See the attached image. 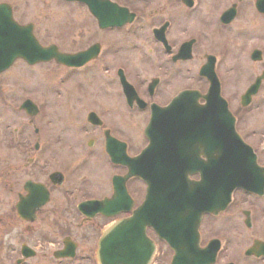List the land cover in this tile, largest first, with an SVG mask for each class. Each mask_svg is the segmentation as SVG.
<instances>
[{"label": "flooded vegetation", "instance_id": "obj_1", "mask_svg": "<svg viewBox=\"0 0 264 264\" xmlns=\"http://www.w3.org/2000/svg\"><path fill=\"white\" fill-rule=\"evenodd\" d=\"M61 1L84 7L98 30L113 37L107 36L75 51L66 50L56 39L46 41L35 21L21 20L23 0H0V47L7 44L6 39L18 40L20 24L31 25L43 45L55 46L71 56L87 51L85 57H89L84 62L77 58L76 65H64L55 58L30 64L18 58L10 68L0 72V79H4L2 74L8 73L18 61L29 69L50 62L60 66L50 75L41 95L36 99L27 95L21 100L18 110L23 121L13 127L20 129V163L5 166V157L0 160V209H4L0 212V264H100L97 254L107 228L134 215L143 203L147 185L136 177L127 181L131 169L125 163L126 147L121 142L127 144L128 154L136 156L149 144V139L144 137V143L133 149L131 141L120 134L121 121L107 119L88 103L86 107L92 109L85 115L79 114L80 121L70 123L73 129L70 137L69 129L58 138L46 131V125L58 119L48 108L57 93L63 91L61 88L66 85L69 95L75 97L68 111L60 105L64 114L69 111L72 114L79 98L92 100L87 99L89 92L82 88L96 83L98 75L109 80L112 77L114 94L124 101L128 113L146 115L140 130L150 123L152 109L157 106H169L185 90L206 93L211 80L220 83L238 136V141L233 140L235 134L231 133L226 142L231 149L243 152L239 155L243 166L240 184L224 209L204 212L198 227L186 225L178 228L181 233L173 234L164 226L162 232L179 241L177 249L182 253V264H264V120L259 118L256 127L248 128L244 117L264 105V0H210L212 4L218 1L219 6L213 17L216 24L210 30L198 20L209 0ZM248 8L251 15L246 13ZM139 33L149 35L164 59L158 63L160 67L136 81L131 65L120 57L128 50L138 49V42L121 43L119 36L130 38ZM250 35H255V42L247 56L260 68L255 69L254 77L237 97L239 104L235 108L230 91L233 80L223 68L233 54L231 40L247 39ZM183 77L198 85L180 84L179 78ZM126 81L135 90L129 89ZM74 87H78V93L69 92ZM250 91L252 94L248 96ZM27 99L34 104L25 106ZM109 108L113 110V106ZM185 110L184 104L178 106L177 111ZM183 118L181 115L180 120ZM216 119V114H210L209 127L198 125L197 130L188 124L189 129L181 135L178 155L193 160L196 170L189 165L179 174L188 172V177L197 181L207 170L214 172L212 161L216 152L210 144L216 141ZM5 128L11 129L12 125L6 123ZM96 131L98 135H94ZM244 145L250 146L251 152ZM89 167L105 168L106 176L100 172L91 175L87 172ZM125 185L133 203L127 211L120 212L126 203L121 205V200H115L119 198L118 189ZM206 188L205 198L216 195V186ZM185 198L190 199V195L183 196L179 209L189 204L184 203ZM107 199L114 200L113 204L107 203ZM194 213H198L197 209ZM12 220L20 225L13 226ZM44 225L55 227L53 235L41 234L40 226ZM13 227L20 230L18 240L10 234ZM146 235L156 246L151 264H171L177 253L175 246L151 226L146 228Z\"/></svg>", "mask_w": 264, "mask_h": 264}, {"label": "rangeland", "instance_id": "obj_2", "mask_svg": "<svg viewBox=\"0 0 264 264\" xmlns=\"http://www.w3.org/2000/svg\"><path fill=\"white\" fill-rule=\"evenodd\" d=\"M217 2L218 1L212 4V1H207L202 16L200 15L201 18L199 17L198 19L199 22L206 24L209 30L214 28L216 24L215 20L213 21V17H216L217 10L219 9ZM23 3L25 4H23L20 10L21 20L35 21L41 32L39 34H41L46 41L56 39L66 50L71 48L72 51H75L86 47L89 43L100 41L107 36L113 37V35L100 32L95 24V20L81 5L65 3L61 0H23ZM246 13L251 15V9L248 8ZM196 22L197 21H195V24ZM121 36L122 35L119 36L121 43L138 42V49L132 51L128 50L120 57L121 61H126L131 65L135 72L134 79L136 81L153 72L156 67L161 66L158 65V63L163 62L164 58L156 51L149 35L139 33L130 38ZM254 37L255 35H250V38L247 37V39L237 38L231 40L233 54L229 62H226L223 68V71H227L228 77L233 80L230 91L232 93V104L235 108L236 105L239 104H236L237 97L245 90L246 86L254 77L256 73L255 69L260 68L259 64L255 62L251 63L247 56L250 46L255 42ZM18 62L19 63L8 71V73L2 74L4 75V77L2 76L4 79H0L2 80L0 82V160L2 156L5 157V166H16L20 163V129L15 130L13 127L20 124V121H23L20 119V112L18 110L22 98L31 95L36 99L38 95H41L46 89V82L51 80L50 75L60 68V66L50 62L33 68L30 67L29 69L23 62ZM117 62H119V60ZM154 62L157 65H155ZM111 78L110 80L112 81ZM110 80L105 75H98L96 83L94 81L90 84L89 88H82V91L89 92L87 99L91 98L92 100L79 98L76 102V110H74L73 113L71 112L72 114H70V111L64 114L60 109L61 105L68 111L67 108L71 103H74L73 100L75 98L69 95L67 91L68 88L64 85V87L61 88L63 91L57 93V97L54 102L52 100V105L48 108L49 112L51 114L54 113L55 117L57 116L58 119H53V124L46 125V131L58 138L63 136V132L69 129L67 135H72L70 131H73V129L70 123L79 120L78 115L81 113L85 115L89 109H92L90 108L91 106L98 108L101 114L107 119L117 118L119 122L121 121L122 128L120 129V134L131 141L133 149L139 148L144 143V137L141 133L142 130H140L139 126L141 123H144L146 115L142 113H128L124 109V101L115 96L114 92L116 86ZM179 81L180 84L183 85H198V83H195L193 80H188L185 77L179 78ZM77 82L79 83V81ZM76 88L78 87L71 88L69 92L78 93V89ZM48 95L51 96L49 92ZM87 103L88 105L91 104L89 108H87L88 106L86 107ZM111 106H113V110H110L109 107ZM16 108L17 111H15ZM61 113H63V117ZM244 117L245 122L248 124V128L253 126L256 127L259 118L264 120V105L262 109L255 110L252 114H245ZM6 123L11 124L12 128L6 129ZM88 130H91V128ZM94 135H98V132H94ZM88 170L91 175L95 172H100V174L102 173L105 177L107 173L105 168L97 169V171L89 167L87 172ZM132 186L138 188L136 184ZM94 187H96V185H94ZM3 210L2 207L0 212ZM12 223L13 226L20 225L15 220H12ZM40 228H42L41 234H50L51 236L55 232L54 226L44 225L40 226ZM10 234L15 240L20 238V230L16 227L12 228ZM41 260L44 262L46 261L45 259Z\"/></svg>", "mask_w": 264, "mask_h": 264}, {"label": "water", "instance_id": "obj_3", "mask_svg": "<svg viewBox=\"0 0 264 264\" xmlns=\"http://www.w3.org/2000/svg\"><path fill=\"white\" fill-rule=\"evenodd\" d=\"M18 36V40L6 39L4 41L9 42L11 46L6 44L0 47V59L7 61H0V69L8 67L17 57H23L31 63L50 60L52 57H56L59 61L65 63H71L72 61H70V59H75V57L71 58L64 53H59L55 48L42 46L38 39L33 35L31 27L20 26ZM185 95L187 97L190 94L186 93ZM222 104L225 103L222 102ZM173 127L177 126L173 125ZM171 129L174 130L175 128ZM166 137L167 136L165 135L160 136L158 139L160 140L159 143L153 141L152 145L147 148L146 152L154 154L153 157L156 166L162 168L163 165L170 174L167 176L155 175L152 177V181H150L148 175H146V152L140 159L137 158L136 164L133 165L135 171L133 170V167L131 170L135 172L134 174L143 177L149 183L147 200L144 205L135 212L134 217L125 219L119 224L116 223L107 228L99 252V258L103 264H150L155 251V246L146 236L145 228L147 225H153L156 230H159L157 231L160 235L166 236L169 242L175 246L177 254L175 255L176 257L172 264H182V253L177 249L179 241L176 238L165 235L162 232V228L164 226H166V228L169 227L173 234H179L182 231H178V228L181 229L186 225L196 224L198 227L204 212H219L226 206L230 200L231 190L241 181V167L238 169H235L234 167L232 169V164H236L235 160H233L234 156L228 153L225 148L222 149L217 146L215 149L216 156L212 161L213 163L215 162L214 172H209V170H207L201 181L189 179L188 172L187 174L186 172L179 174L180 167L176 159L177 156L166 157V155L163 154V149L165 148H161L169 143L170 146L177 148L178 140L176 137H172L176 139ZM167 140L170 141L166 142ZM207 156L209 158V154ZM124 160L130 162L125 156ZM191 162L194 163L193 161ZM211 185L214 187L216 186V193H214L216 195L212 198H205L204 194H207L208 191L206 190V187ZM162 187H165V190L169 195H178L177 198L181 195L186 197L185 195L189 194L190 199H186L184 202H189V204H185L186 206L181 209H179L180 206L176 204V209L170 211L164 216L162 213L163 204H161L164 201L162 202L161 198L165 192H163L164 188ZM179 188L185 190H183V194ZM118 195L121 199V205H123L126 200L125 192L121 190ZM112 201V199L106 200L107 203ZM195 209H197L198 213H194Z\"/></svg>", "mask_w": 264, "mask_h": 264}]
</instances>
